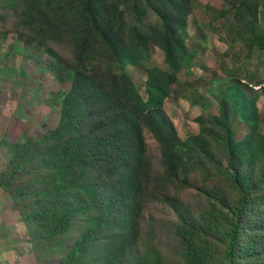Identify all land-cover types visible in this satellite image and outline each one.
<instances>
[{"label":"trees","instance_id":"16d2710c","mask_svg":"<svg viewBox=\"0 0 264 264\" xmlns=\"http://www.w3.org/2000/svg\"><path fill=\"white\" fill-rule=\"evenodd\" d=\"M223 1L264 55L258 25L260 14L264 21V0ZM27 2L25 17L33 26L45 34L70 33L74 47V61L67 69L71 86L59 96L61 121L51 134L69 133L68 140H56L60 144L54 145V166L69 173L70 184H81L86 196L76 200V208L69 204L61 213L57 232H65L76 215H84L92 229L80 235L75 250L85 240L101 237L114 256L125 258L131 252L141 196L152 175L144 136L148 127L161 148L162 178L178 180L183 173L187 183L186 168L198 159L214 165L226 186L200 189L209 207L199 217L178 207L184 264H213L222 249L220 264H264V135L257 96L233 85L220 100L221 113L214 124L224 145L225 164L214 155L201 119L200 132L182 140L164 109L181 71L194 65V52L186 43L194 0ZM148 10L159 17L160 26L127 24V14L142 17ZM152 45L163 51L166 67L146 68L144 97L125 68L147 60ZM98 50L108 57L106 68L92 64ZM49 53L59 57L53 49ZM232 117L250 127L242 141L235 139ZM161 263L159 253L152 262L148 257L136 262Z\"/></svg>","mask_w":264,"mask_h":264},{"label":"rangeland","instance_id":"374dc122","mask_svg":"<svg viewBox=\"0 0 264 264\" xmlns=\"http://www.w3.org/2000/svg\"><path fill=\"white\" fill-rule=\"evenodd\" d=\"M27 4L0 0V264H136L145 257L152 262L155 253L161 255V264H184L178 207L199 217L209 207L200 189L226 186L214 165L198 159L186 168L187 183L183 173L178 180L162 178L161 148L148 127L144 136L152 175L141 196L131 252L125 258L114 256L101 237H91L75 250L80 235L92 229L84 215H76L70 228L57 232L61 213L69 204L76 208V200L86 196L81 184H70L69 173L54 166V145L60 144L56 140H68L69 133L51 134L61 121L59 96L71 86L67 69L74 61V47L70 33L45 34L33 26L25 17ZM127 21L140 28L161 24L150 10L142 17L129 13ZM258 25L262 37L261 14ZM186 43L194 52V65L181 71L164 109L182 140L200 132L201 119L214 155L225 164L214 118L221 113L222 96L233 85L257 96L259 130L264 135V94L252 89L264 85V55L223 0H194ZM51 49L59 57H53ZM149 54L140 65L125 68L144 97L146 68L166 67L159 47L152 45ZM92 64L106 68L107 55L98 50ZM230 124L236 141L250 131L236 117ZM223 250L213 264L221 263Z\"/></svg>","mask_w":264,"mask_h":264},{"label":"built area","instance_id":"2783aa9c","mask_svg":"<svg viewBox=\"0 0 264 264\" xmlns=\"http://www.w3.org/2000/svg\"><path fill=\"white\" fill-rule=\"evenodd\" d=\"M262 88H264V85L258 86V87H252L254 91H261Z\"/></svg>","mask_w":264,"mask_h":264},{"label":"clouds","instance_id":"9594fccd","mask_svg":"<svg viewBox=\"0 0 264 264\" xmlns=\"http://www.w3.org/2000/svg\"><path fill=\"white\" fill-rule=\"evenodd\" d=\"M3 259V257H0V260H2Z\"/></svg>","mask_w":264,"mask_h":264}]
</instances>
